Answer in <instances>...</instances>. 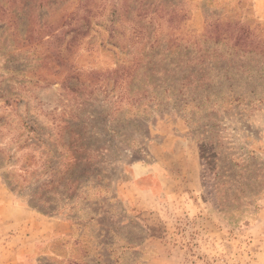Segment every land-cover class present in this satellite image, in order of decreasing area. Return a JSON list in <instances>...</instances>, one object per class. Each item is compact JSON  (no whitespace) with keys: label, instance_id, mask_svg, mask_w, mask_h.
Here are the masks:
<instances>
[{"label":"rangeland","instance_id":"374dc122","mask_svg":"<svg viewBox=\"0 0 264 264\" xmlns=\"http://www.w3.org/2000/svg\"><path fill=\"white\" fill-rule=\"evenodd\" d=\"M105 1L122 4L114 27L147 36L113 45L104 17L68 46V1L0 29V264H264V55L225 53L246 67L181 102L188 68L168 65L214 21L264 42V0ZM141 1L184 16L152 34Z\"/></svg>","mask_w":264,"mask_h":264},{"label":"trees","instance_id":"16d2710c","mask_svg":"<svg viewBox=\"0 0 264 264\" xmlns=\"http://www.w3.org/2000/svg\"><path fill=\"white\" fill-rule=\"evenodd\" d=\"M74 3V6L71 10L64 11V14H61L59 18L60 26H68L70 29L67 31L70 33L68 40H66L68 46H70V42L75 41L83 37L89 30L94 28L96 24H100L104 22V17L107 18V21L112 24V30L109 33L110 42L113 45H117V37H121L122 39L128 40L126 43L131 48L134 46L133 44L140 43L141 39L147 36V30L140 24H136L133 21H130L132 24L129 25V29H126L123 26V29H119L114 27L115 20L117 18L122 17V13L119 11L122 7L116 6L114 2L111 3V7L109 8L110 12L105 14L106 11V1L105 0H0V29L6 30L9 29L13 24H29L28 26L31 28L34 25V28L38 26H43V23L47 20V16H52V12L57 10L60 3L63 2ZM127 7V6H126ZM143 7V9H142ZM164 10L163 7L158 8L157 6L154 8L153 5H147L144 1H141V4L137 6V8L133 11H136L135 18L140 19L143 16L145 18L147 14L150 19H157L158 16L159 22L156 21L157 28L152 30V34H158L160 27V19L163 16V13H172V16L176 20H181L182 17H179L176 12L168 9L166 11L160 12V10ZM126 11V9L124 10ZM132 10H127V15L132 14ZM160 12V14H159ZM47 14V15H46ZM96 17H101V20L96 19ZM28 20H32L33 24L29 23ZM235 22H228L227 25H222L220 22H211L206 27L205 32L201 35L200 39L194 40L195 47H184V50L187 51L190 49L191 58L186 59L182 62V60H169L168 65H173L174 70H179L181 68H188L183 74H185L181 78V82L179 83V88L177 91L180 93V97H177L176 100L181 102L182 100H187V89L186 87L194 88L196 92L199 89H202L204 86L207 87L206 83H208V77L215 73L217 76L224 75L223 73L228 72L229 74L235 76L238 73L239 69L245 68L244 66H239V64H234L232 60L227 62H223V56L225 53L231 56H237L245 58H251L250 53L264 55V42L259 43L256 42V38L251 30L240 27ZM230 25H233L232 27ZM25 29V26H22ZM129 33V34H127ZM55 36V35H54ZM116 39V40H113ZM156 39V38H155ZM179 36H172L170 34L168 40L170 41V45L173 43L176 44V48H179ZM212 39L211 46L209 44V40ZM121 42L123 40H120ZM221 44H224L223 46ZM125 45V44H124ZM123 45V46H124ZM161 45H158L160 47ZM166 48L165 50H167ZM162 52L159 50V54ZM242 54V55H241ZM250 54V55H248ZM169 56V55H168ZM187 56V55H186ZM167 57H162L158 59L156 62V69L158 70V74H165L166 66H161L163 62H165ZM175 64H172V62ZM148 65L150 62H147ZM184 64V67H183ZM117 68L116 70H118ZM114 70V71H116ZM211 72V74H210ZM223 72V73H222ZM213 79L210 81L212 82ZM167 86L166 88H168ZM198 88V89H197ZM176 91V89L174 88ZM186 94V95H185ZM191 100H196L197 106H201L204 104V100L200 99L199 96H190ZM182 104H187V102H183ZM30 130H34L31 127H28ZM26 141V140H24ZM27 171V170H26ZM6 186L10 190H16V186L12 182V180L6 178ZM47 185V183H45ZM44 184V185H45ZM45 185V186H46ZM71 191H73L71 189ZM47 205V204H46ZM46 211L52 212L56 210L55 208H51L47 206L44 208Z\"/></svg>","mask_w":264,"mask_h":264}]
</instances>
